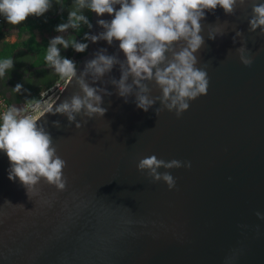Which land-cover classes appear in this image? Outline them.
Segmentation results:
<instances>
[{
	"label": "water",
	"instance_id": "95a60500",
	"mask_svg": "<svg viewBox=\"0 0 264 264\" xmlns=\"http://www.w3.org/2000/svg\"><path fill=\"white\" fill-rule=\"evenodd\" d=\"M261 2L246 0L231 16L219 6L206 10L205 44L195 55L209 86L180 117L158 99L147 112L134 94L125 102L112 83L121 76L118 64L102 78L85 74L102 49L126 59L119 41L86 40L76 77L36 121L66 161V189L41 178L27 191L9 179L0 151V264H264V34L249 31L252 4ZM113 18L90 11L87 34L103 32L97 21ZM241 46L251 66L241 62ZM78 79L102 90L103 117L81 112L70 122L51 113L83 95ZM145 83L150 98L162 95L154 81ZM151 155L191 167L158 170L174 177L170 190L138 170Z\"/></svg>",
	"mask_w": 264,
	"mask_h": 264
},
{
	"label": "clouds",
	"instance_id": "9594fccd",
	"mask_svg": "<svg viewBox=\"0 0 264 264\" xmlns=\"http://www.w3.org/2000/svg\"><path fill=\"white\" fill-rule=\"evenodd\" d=\"M59 2V0H58ZM246 0H74L66 23L57 26V32H66L69 28L79 30L86 25L91 28L84 9L103 16L114 18L110 21H97L104 31L98 35L85 34V40L92 42L105 40L109 45L119 41V49L126 59L120 61L115 55H107L102 49L95 57L86 62L85 74L102 78L110 73L115 65L120 66L119 80L112 79L118 95L125 98L135 95L136 106L147 112L158 99L163 108L175 110L176 116L189 108V102L205 95L209 86L207 72L198 68L197 53L205 44L201 21L205 12L214 11L218 6L226 15H234L237 6L243 7ZM119 5V9H116ZM52 6V0H0V16L10 25H20L29 16H42ZM261 29L264 34V2L252 4V17L249 20V31ZM237 36L242 33L237 31ZM209 35V39H215ZM235 42V37L233 38ZM58 45L65 49L71 46L76 52H84L88 45L77 42L75 38L65 39L56 36L48 42L45 59L54 71L63 77H76L77 68L73 60L62 57ZM246 48L237 49L241 62L251 66L253 60L244 53ZM167 54V55H166ZM13 67L12 59L0 60V77ZM131 77V83H129ZM155 82L162 95L152 99L150 88L145 82ZM83 95L73 94L56 106L52 114L66 115L70 122L83 112L88 118L103 117L106 109L101 107L103 97L96 87L78 79ZM17 85V88H20ZM111 95V93H107ZM22 109L9 107L0 113V151L6 153L10 162L9 179L18 178L30 191L43 178L58 190H65L67 178L63 175L66 161L56 153L52 136L43 125L27 115H21ZM162 109H157V115ZM55 127L60 126L54 121ZM80 128L81 124L76 123ZM191 167L190 162L179 160L164 161L155 155L139 160V171L147 172L153 182L163 181L171 190L176 181L168 172L160 168L173 169ZM260 216V213H256Z\"/></svg>",
	"mask_w": 264,
	"mask_h": 264
},
{
	"label": "flooded vegetation",
	"instance_id": "af4514ba",
	"mask_svg": "<svg viewBox=\"0 0 264 264\" xmlns=\"http://www.w3.org/2000/svg\"><path fill=\"white\" fill-rule=\"evenodd\" d=\"M73 4L74 0H67L65 2L61 0L60 3L52 2L51 8L38 18L43 20H45L46 17H50L54 20H59L61 16L68 18L69 12L73 8ZM83 14L90 19V10L84 9ZM60 21H63L64 23L67 22L65 20ZM81 27L83 29L86 28V33H88V26L82 24ZM63 37L65 39L73 37L77 42L86 43L84 33L79 35L77 33L70 32L69 34L63 35ZM58 48L60 49L62 57L73 60L76 65L77 60L83 57L86 53V50L84 52H76L71 46L65 49L61 45ZM12 60L13 67L6 72L4 77H0V96L6 98L10 102L11 106L20 108L24 101L35 93V90L52 82L54 75L51 70L41 68L44 66H40V69L37 71L29 72L24 66L28 65L30 62L23 56L13 55ZM17 85H20L21 87L16 89Z\"/></svg>",
	"mask_w": 264,
	"mask_h": 264
},
{
	"label": "crops",
	"instance_id": "0c3cea01",
	"mask_svg": "<svg viewBox=\"0 0 264 264\" xmlns=\"http://www.w3.org/2000/svg\"><path fill=\"white\" fill-rule=\"evenodd\" d=\"M0 19L3 21L2 26H0V49L4 47V43L13 44L18 41L19 43L14 49V55H20L29 60L30 63L24 66L29 72L39 70L40 66H44L41 68L51 70L54 78L53 81L49 83L50 85L58 79L60 74L56 73L45 59L48 42L58 35L63 36L65 34H69L70 32L77 33L79 35L83 34V32H81V26L79 30L69 28L66 32H57V26L63 24V21L54 20L50 17H46L45 20H40L42 24L34 23L35 27H32V29H28L24 25L21 26L22 24L18 26L10 25L3 16H0ZM24 24H27V22ZM60 46L61 45H58V47ZM44 87L35 90V93L31 96L36 95Z\"/></svg>",
	"mask_w": 264,
	"mask_h": 264
},
{
	"label": "built area",
	"instance_id": "2783aa9c",
	"mask_svg": "<svg viewBox=\"0 0 264 264\" xmlns=\"http://www.w3.org/2000/svg\"><path fill=\"white\" fill-rule=\"evenodd\" d=\"M2 23L3 21L0 19V26H2ZM69 79V77L60 75L51 85L25 100L22 107H20L23 110L21 115H27L37 121L59 99ZM9 107H12L10 102L0 96V113H3Z\"/></svg>",
	"mask_w": 264,
	"mask_h": 264
},
{
	"label": "trees",
	"instance_id": "16d2710c",
	"mask_svg": "<svg viewBox=\"0 0 264 264\" xmlns=\"http://www.w3.org/2000/svg\"><path fill=\"white\" fill-rule=\"evenodd\" d=\"M60 1L61 0H59V2H58V0H52V2H56V3H60ZM64 2L65 1H67V0H63ZM36 17V18H35ZM40 20H42L41 18H38L37 16H29L28 18H27V20L26 21H24L23 23H22V25L21 26H25L26 28H28V29H32V27H35L34 26V23L35 22H37V21H40ZM59 20H65V21H67L68 20V18H66V17H64V16H61L60 18H59ZM89 20V22H90V19H88ZM27 22V24H24V23H26ZM34 22V23H33ZM33 23V24H32ZM25 28V29H26ZM86 34V32L84 33V35ZM18 41H16L15 43H13V44H9V43H4L3 45H4V47L2 48V49H0V60H2V59H12V57H13V55H14V49L17 47V45H18ZM50 85V84H49ZM49 85H47V86H45L44 88H46V87H48ZM43 88V89H44ZM42 89V90H43ZM41 90V91H42Z\"/></svg>",
	"mask_w": 264,
	"mask_h": 264
},
{
	"label": "rangeland",
	"instance_id": "374dc122",
	"mask_svg": "<svg viewBox=\"0 0 264 264\" xmlns=\"http://www.w3.org/2000/svg\"><path fill=\"white\" fill-rule=\"evenodd\" d=\"M33 23H34V22H33ZM33 23H32V24H33ZM35 23H36V24H42V22H40V21L35 22ZM63 23H64V22H63ZM86 31H87L86 28H84V29L82 28V31H81V32L85 33Z\"/></svg>",
	"mask_w": 264,
	"mask_h": 264
}]
</instances>
